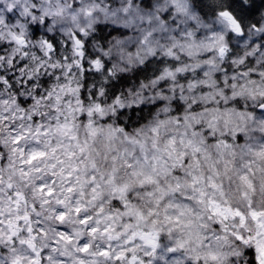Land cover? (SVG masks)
Here are the masks:
<instances>
[{
    "label": "clouds",
    "instance_id": "clouds-1",
    "mask_svg": "<svg viewBox=\"0 0 264 264\" xmlns=\"http://www.w3.org/2000/svg\"><path fill=\"white\" fill-rule=\"evenodd\" d=\"M0 264H264V0H0Z\"/></svg>",
    "mask_w": 264,
    "mask_h": 264
}]
</instances>
